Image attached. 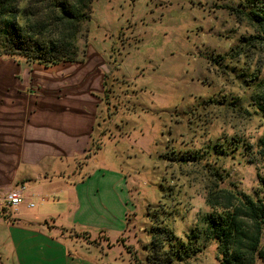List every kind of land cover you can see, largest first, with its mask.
<instances>
[{
  "label": "rangeland",
  "instance_id": "374dc122",
  "mask_svg": "<svg viewBox=\"0 0 264 264\" xmlns=\"http://www.w3.org/2000/svg\"><path fill=\"white\" fill-rule=\"evenodd\" d=\"M246 1H92L86 55L104 62L112 91L102 96L93 160L124 176L129 202L121 231L73 233L70 250L87 244L111 264H146L144 247L158 226L172 232L182 255L173 264H219L214 241L203 234L208 189L253 196L264 178L256 147L264 118L250 101L264 79V49L235 52L253 35L232 11ZM78 44L83 48L84 39ZM79 162L65 161L64 175ZM33 203L19 205L16 216L24 212L28 221L39 208Z\"/></svg>",
  "mask_w": 264,
  "mask_h": 264
},
{
  "label": "crops",
  "instance_id": "0c3cea01",
  "mask_svg": "<svg viewBox=\"0 0 264 264\" xmlns=\"http://www.w3.org/2000/svg\"><path fill=\"white\" fill-rule=\"evenodd\" d=\"M88 59L37 70L0 57V201L24 185L25 207L39 204L28 221L15 212L0 222V264H111L91 245L70 250L67 240L121 231L129 202L124 176L93 160L102 96L112 91L104 62ZM71 159L82 166L64 175Z\"/></svg>",
  "mask_w": 264,
  "mask_h": 264
},
{
  "label": "trees",
  "instance_id": "16d2710c",
  "mask_svg": "<svg viewBox=\"0 0 264 264\" xmlns=\"http://www.w3.org/2000/svg\"><path fill=\"white\" fill-rule=\"evenodd\" d=\"M93 0H0V57L44 68L82 63L86 55L84 24L90 19ZM253 35L241 38L236 54L264 49V0H247L242 10H232ZM84 39V47L79 41ZM252 105L264 118V79L255 85ZM264 165V133L256 142ZM251 196L230 189H208L210 212L204 218L205 238L215 243L219 264H256L264 261V178ZM145 246L146 264H173L172 232L153 227ZM168 247V248H166Z\"/></svg>",
  "mask_w": 264,
  "mask_h": 264
},
{
  "label": "built area",
  "instance_id": "2783aa9c",
  "mask_svg": "<svg viewBox=\"0 0 264 264\" xmlns=\"http://www.w3.org/2000/svg\"><path fill=\"white\" fill-rule=\"evenodd\" d=\"M24 185H17L11 189L0 201V222H11L15 216L16 208L24 201ZM34 204L29 203L28 208H33Z\"/></svg>",
  "mask_w": 264,
  "mask_h": 264
}]
</instances>
